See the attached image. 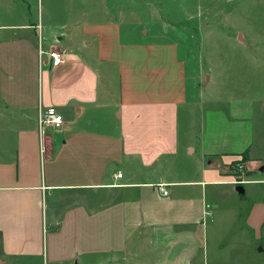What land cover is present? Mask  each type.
<instances>
[{"label":"crops","instance_id":"0c3cea01","mask_svg":"<svg viewBox=\"0 0 264 264\" xmlns=\"http://www.w3.org/2000/svg\"><path fill=\"white\" fill-rule=\"evenodd\" d=\"M107 3L0 0L9 68L39 72L1 101L0 264H264L254 101L188 90L178 45L127 38ZM46 108L63 127L42 135Z\"/></svg>","mask_w":264,"mask_h":264},{"label":"rangeland","instance_id":"374dc122","mask_svg":"<svg viewBox=\"0 0 264 264\" xmlns=\"http://www.w3.org/2000/svg\"><path fill=\"white\" fill-rule=\"evenodd\" d=\"M107 1L110 7L121 9L126 37L133 34L137 36L135 41L175 42L178 45L179 55L190 73L188 90H196L192 85L195 80L199 82V87L203 85L207 74L210 82H206V87L202 89L204 100L210 94L222 99L253 100L252 149L255 155L264 157V107L260 102L264 99V83L260 84L264 80V0ZM190 14L192 18H189ZM5 34L0 31V142L2 128H11L2 112V99L7 93L17 97L30 90L34 92L39 78L37 65L28 64L26 70H18L14 65L9 68L8 54L3 47L4 39L8 38ZM9 78L14 83H10ZM205 107L208 108V105L205 104ZM236 164L243 165V176L246 178L248 170L243 158ZM234 170L235 176H238L240 173ZM255 174L258 175L246 179H264V174ZM229 188L235 189V186Z\"/></svg>","mask_w":264,"mask_h":264},{"label":"built area","instance_id":"2783aa9c","mask_svg":"<svg viewBox=\"0 0 264 264\" xmlns=\"http://www.w3.org/2000/svg\"><path fill=\"white\" fill-rule=\"evenodd\" d=\"M42 52L40 51V54ZM49 57L51 58L53 66H58L62 63L61 56L56 52H49ZM37 124L40 131V134L44 135L46 130H60L63 127V118L62 115L54 108H46L42 110L37 118ZM236 172H239L238 176H235L234 184H243L246 182V179L243 176V165L236 164L235 168ZM235 172V170H234ZM236 174V173H235ZM116 178H121V173L118 172L115 176ZM158 191L162 194V196H167V191L165 190L164 184H158Z\"/></svg>","mask_w":264,"mask_h":264}]
</instances>
